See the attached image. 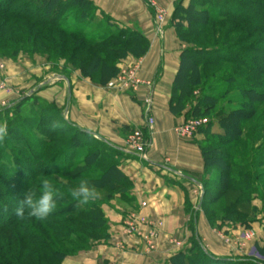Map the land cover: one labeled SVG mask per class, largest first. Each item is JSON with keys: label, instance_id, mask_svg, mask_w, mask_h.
<instances>
[{"label": "trees", "instance_id": "16d2710c", "mask_svg": "<svg viewBox=\"0 0 264 264\" xmlns=\"http://www.w3.org/2000/svg\"><path fill=\"white\" fill-rule=\"evenodd\" d=\"M97 15L101 13L89 0H0V59H13L19 53L37 54L52 64L63 61L64 67H72L93 83L106 84L117 75L123 59L144 55L148 42L141 33L121 28L103 15L106 26L96 32L88 23ZM171 21L177 22L176 35L184 48L172 85L170 111L179 117L189 108L185 121L207 119L195 134L203 136L198 143L204 167L199 210L224 200L219 217L216 212L207 213L209 223L247 224L244 210L256 211L252 200L264 190V142L257 151L251 149L244 160L243 151L236 149L243 124L264 103V0H189L186 6L179 0ZM91 32L95 34L86 38ZM29 100L39 117L35 132L41 139L32 144L37 148L32 149V158L20 159L25 162L23 173L13 157L15 172L8 170L0 148V169L6 166L2 172H17V177L25 179L24 185L5 184L13 189L12 202L0 191L4 210L12 207L9 216L0 215V264H62L66 257L108 240L103 207H110L115 199L131 200V183L118 167L120 160L136 159V155L73 125L61 109L37 96L36 91L0 110V120L14 114L8 118V130L17 117H24L22 107ZM53 122L62 126L53 128ZM84 147L88 150L75 165L76 152ZM43 160L45 170L38 169L35 176L28 177ZM58 174L67 186L57 187L62 196L56 204L66 206L55 209L44 221L18 218L15 208L23 193L39 189L37 178ZM81 179L88 180L99 193L98 199L87 205L74 200L68 188ZM191 215V246L172 255L168 264H255L208 253L195 228L197 211Z\"/></svg>", "mask_w": 264, "mask_h": 264}, {"label": "crops", "instance_id": "0c3cea01", "mask_svg": "<svg viewBox=\"0 0 264 264\" xmlns=\"http://www.w3.org/2000/svg\"><path fill=\"white\" fill-rule=\"evenodd\" d=\"M89 1L111 23L141 33L148 42L144 55L139 58L126 57L118 65V71L141 60L138 75L153 86L150 114L154 126L150 135L145 133L150 141L148 160L142 161L135 155L136 159L120 160L118 169L131 183V200L115 199L110 207H103L111 222L109 240L89 251L66 257L62 264H165V231L159 239L158 250L153 253H144L140 247L133 245L120 251L115 242L122 240L118 225L121 215L132 210L138 211L141 217L163 222L167 233L181 228L188 220L186 203L192 205L197 189L202 190L200 180L204 167L198 143L203 136L197 134L190 141L179 139L173 129L185 121L184 115L189 108L176 117L169 107L180 53L184 48L176 35V21H171L179 0H155L168 13L161 36L156 33L152 9L142 0ZM188 2L182 0L184 6ZM101 15L98 16L102 18ZM3 65V75L16 90L12 100L20 95L22 88L27 87L30 92L38 90L37 96L53 102L62 110L67 121L93 134L96 139L125 151L127 136L133 130H143V112L151 92L146 86L134 92H122L109 89L106 84L93 83L78 71L67 76L44 72L42 77L41 71L36 68L27 72L25 69L28 65L24 62L22 65L4 62ZM7 99L9 102L11 97L0 91V106ZM201 223L202 220L198 225L201 226ZM215 247H218L217 244H211L210 249L216 251L214 254L226 255L223 248L216 250Z\"/></svg>", "mask_w": 264, "mask_h": 264}, {"label": "rangeland", "instance_id": "374dc122", "mask_svg": "<svg viewBox=\"0 0 264 264\" xmlns=\"http://www.w3.org/2000/svg\"><path fill=\"white\" fill-rule=\"evenodd\" d=\"M88 25H90L91 27H94L95 31L97 30L96 32H98L99 30H102L106 26L104 20L100 18L98 15L94 17L88 23ZM94 34L95 32L86 33L85 37L91 38L92 37L91 35H94ZM4 62L11 63L12 65L17 64V63L22 65V63L24 62L28 65L25 69L27 72L36 68L37 70L41 71L40 75L42 77H43L42 74L44 72L64 74L69 71L68 74H70L71 72L75 71V70H72L73 68L70 66L64 67L63 61H60L57 64H54V63L52 64V63L47 62V60L43 56H40L37 54L31 55V54L19 53L13 59H10V58L0 59L1 65H3ZM4 67L5 66L3 65V69L0 70V81H5L7 83V86L10 89V93L3 92V94H5L7 97H11V99L9 100V102H7L8 99L3 101V103H1L0 110L9 106L11 103L15 101H18L25 97L30 96L35 91L33 90V92L32 91L30 92L27 87L22 88V90H20V93H19L20 95L14 100H12V97L16 95V90L13 85H11L10 83L8 84L7 82L8 80L6 76L3 75ZM64 68H66L67 71ZM119 72L120 71H118V73ZM108 83L109 81L106 83V87ZM37 91L38 90H36V94H37ZM32 104H34L32 100H29L23 104L21 112H23L24 117L22 118L17 117V119H15V122L11 124L10 130H8V136L5 139L3 145H0V148L1 147L3 148L1 149L3 150V155L5 156L2 162H5L6 166H8L9 171L15 172L13 170L12 165H14L15 162H18L19 165H17V167H19L23 173L24 172L23 165H25V162H23L22 160L20 161V159L32 158L33 157L32 149L33 148L37 149L32 144L36 142L39 143L41 139L40 135H37V133L35 132L36 127H39L38 126L39 117L34 114L36 109L35 108L32 109L31 107ZM13 116H14L13 113L2 116L0 123L7 121V124H9L8 118H11ZM63 116L66 119L64 113H63ZM204 120L207 121V119H204ZM214 131H217V129L214 128ZM263 142H264V103L258 108L255 116L251 120L246 121L243 124L242 139L236 150L243 151L244 154L242 153L241 156H243L242 160H244L245 158H248V156H250L251 149H253L254 151H257L263 145ZM7 144L10 145V148L6 146ZM86 150H88V148L84 147L80 151L76 152L77 159H76L75 165L79 164L80 159L85 154ZM12 157L15 159V162L12 159ZM254 160L255 159H253V162L257 161V160L255 161ZM45 165H46L45 160L38 163V165L35 168H33L34 170H32V172H29L28 177L35 176L38 173L37 172L38 169L45 170ZM6 166H4L5 167L4 169H6ZM19 168H17L18 169L17 171H19ZM4 169L3 168L0 169V177L5 178L4 181L0 179V191H2V195L8 201L12 202L15 200L14 194L12 193L13 189L11 187H8V185H5V184H7L8 181L9 182L11 181L13 183L18 182L24 185L25 179H22V178L20 179V177H17V172L16 173L2 172ZM42 179H50L55 184L56 187L58 186L66 187L67 186V184L63 182V180L60 178V174L54 176V178H40L39 177L35 181L36 183H40ZM78 184L79 183L71 184V187L68 186V188L73 189L77 187ZM2 185H3V188H2ZM196 194L197 195L194 201L192 202L193 203L192 205H188V203H186V206L188 207V209H186L188 220L185 222V224L181 228L174 230L172 233L170 232L167 233L166 232L167 227H165V224L162 222V226L159 229L157 239H155L156 247L154 251H147L145 249V245L143 243L142 238L127 237L124 232L125 230L124 225H125V221L128 218V216L131 214H137L140 216L139 212L132 210V211L126 212L125 215H121L118 225L120 226V235H122L121 236L122 240L119 239L115 242L118 249L120 251H124L129 248V245H133L135 247H140V249H142L144 253L156 252L158 250V246L160 242L159 239L161 238L163 232L165 231L164 233L166 237L165 264H168L169 259L172 255L180 251H186L187 249L190 248L193 226H190L189 221L192 216L191 214L197 211V224L195 228L197 230L198 236L200 238V241L204 249L208 253H210L211 255L217 258L249 260V261H254L255 264H264V190L259 192V196L255 197L252 200V205L253 207H255L254 210L256 211L252 212L251 209L247 207L244 210V212L247 213V221H248L247 224H242L240 222L234 223L230 221L216 220L214 224L211 225L208 221L207 213L211 214L213 212H216V214L219 217V215L221 214L220 205L221 203L222 205L226 204V202L224 200L223 201L220 200L217 203L211 204L208 208L205 209V211L199 210L202 190L197 189ZM2 203L4 202L0 201V208H3ZM65 206L66 204H58L56 209L58 210V209L64 208ZM6 208L7 207H5V209ZM104 209L106 210V208ZM11 211H12V207L9 210L7 209V211H5L3 208L0 211V215L3 217L5 216L7 217L11 214ZM149 220H152L155 222L159 221V220H154V219H149ZM200 220H202V223L200 224L201 226L198 225V222ZM110 224L111 222L108 219L109 229H110ZM140 228L144 231V233L149 230L148 226H145V225L140 226ZM108 234H109V230H108ZM109 238H110V234H109ZM107 241L101 242V243L104 244ZM211 241L214 243H211ZM211 244H217L218 247H215L217 248L216 250H218L219 247L223 248L226 255L217 256L216 254H214L216 251H214L213 249H210ZM247 264H254V263L248 262Z\"/></svg>", "mask_w": 264, "mask_h": 264}, {"label": "built area", "instance_id": "2783aa9c", "mask_svg": "<svg viewBox=\"0 0 264 264\" xmlns=\"http://www.w3.org/2000/svg\"><path fill=\"white\" fill-rule=\"evenodd\" d=\"M153 11V24L156 33L161 36L163 33L164 25L168 19V13L165 9L160 7L155 0H142ZM141 68V60H136L130 67L121 69L120 72L107 84L109 89H117L122 92H134L141 86H146L150 91L153 89L152 83L144 81L139 77V71ZM3 69V65L0 64V70ZM0 91L10 93V89L5 81H0ZM152 91L149 93L147 104L144 109V127L143 130H133L126 139V152L136 155L140 160L147 161V151L150 148V141L145 135H150L154 120L150 114V104ZM207 121L204 119H191L174 127L175 135L181 139L190 141L194 138L197 130L203 126ZM148 226L149 230L144 233L140 226ZM162 226L161 221H152L143 218L137 214H131L125 221L124 232L127 237H139L142 238L147 251L155 250V239H157L159 229ZM142 230V231H141ZM248 237V236H247Z\"/></svg>", "mask_w": 264, "mask_h": 264}, {"label": "clouds", "instance_id": "9594fccd", "mask_svg": "<svg viewBox=\"0 0 264 264\" xmlns=\"http://www.w3.org/2000/svg\"><path fill=\"white\" fill-rule=\"evenodd\" d=\"M62 125L53 122L52 127L57 128ZM8 136L7 121L0 123V145H3ZM72 198L82 205H87L99 197L96 188L89 184L88 180L81 179L77 187L70 190ZM62 194L50 179H42L39 189H29L23 193L15 208V215L20 219L35 218L44 221L57 207L56 200ZM7 209H5L6 211Z\"/></svg>", "mask_w": 264, "mask_h": 264}, {"label": "water", "instance_id": "95a60500", "mask_svg": "<svg viewBox=\"0 0 264 264\" xmlns=\"http://www.w3.org/2000/svg\"><path fill=\"white\" fill-rule=\"evenodd\" d=\"M202 196H203V195H201V199H202Z\"/></svg>", "mask_w": 264, "mask_h": 264}]
</instances>
